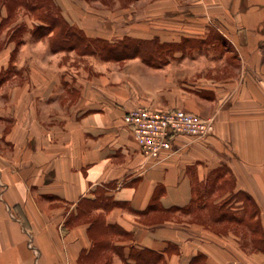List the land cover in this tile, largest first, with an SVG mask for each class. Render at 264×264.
Segmentation results:
<instances>
[{
  "label": "crops",
  "instance_id": "crops-1",
  "mask_svg": "<svg viewBox=\"0 0 264 264\" xmlns=\"http://www.w3.org/2000/svg\"><path fill=\"white\" fill-rule=\"evenodd\" d=\"M52 1L87 38L158 51H53L33 12L0 7V264H264V0ZM136 107L214 130L151 165L124 121ZM230 190L256 228L193 206Z\"/></svg>",
  "mask_w": 264,
  "mask_h": 264
},
{
  "label": "built area",
  "instance_id": "built-area-1",
  "mask_svg": "<svg viewBox=\"0 0 264 264\" xmlns=\"http://www.w3.org/2000/svg\"><path fill=\"white\" fill-rule=\"evenodd\" d=\"M145 162L154 165L162 154L172 149V140L177 135L198 139L214 130L211 117H202L181 108L150 110L136 107L124 116Z\"/></svg>",
  "mask_w": 264,
  "mask_h": 264
},
{
  "label": "trees",
  "instance_id": "trees-1",
  "mask_svg": "<svg viewBox=\"0 0 264 264\" xmlns=\"http://www.w3.org/2000/svg\"><path fill=\"white\" fill-rule=\"evenodd\" d=\"M1 5H5L8 9V16H11L12 11L19 5L33 13L38 12L36 17L37 23L31 30V34L35 38L47 35L53 30V28L57 27L58 29L53 33L50 39V48L53 51L74 47V43L82 38L87 41L88 44L93 41L96 45H94L95 47L89 48V45L86 44L82 50L77 48L79 51L98 53L104 58L123 59L140 52H142L144 58H147L146 54L148 52L155 53L158 51L155 46H151V48L145 50V46L141 41L136 39L107 42L105 40L87 38L80 30L72 27L63 18L60 9L52 0H0V6ZM99 43H102L103 45H101V48L97 49L96 47ZM120 43L123 44L121 45ZM105 44L109 45L107 50H104ZM102 223L103 221L100 217L94 218L91 221L92 225L99 226Z\"/></svg>",
  "mask_w": 264,
  "mask_h": 264
},
{
  "label": "rangeland",
  "instance_id": "rangeland-1",
  "mask_svg": "<svg viewBox=\"0 0 264 264\" xmlns=\"http://www.w3.org/2000/svg\"><path fill=\"white\" fill-rule=\"evenodd\" d=\"M2 6L3 5H1L0 7ZM19 6L23 7L21 5ZM25 13H26L25 11L23 13L19 11L16 14V17L20 19ZM37 14L38 12L34 13L35 18L37 17ZM12 15L14 16V14ZM5 19H3L2 22H4ZM24 29L25 28L23 25H19L18 27L8 30L7 35H11L15 39H19L21 36L24 35L25 33ZM57 29H58L57 27L53 28L52 32H55ZM74 44H75L74 47L78 48L79 50H82V48H84V46L88 43L82 38ZM120 44L122 45L123 43H120ZM88 45H89V48H92V47H95L94 45L96 44H94V42L92 41ZM101 45L103 44L99 43V45L96 48L97 49L101 48ZM108 46L109 45L105 44L104 50H107V48H109ZM206 191L202 193L200 198L196 200V203H194L193 206L204 207V202H205V206L208 208V213L213 215V217H216V216H222L223 218L225 217L229 219L230 221H232L235 227L239 229H243V230H246L247 228L254 229L257 227L256 222L254 220H251V215L255 212V207L252 204V202L247 199L246 194L240 191L233 192L232 190H230V193L225 195V197L222 200H220L221 201L220 204H213L212 202L209 201L210 194ZM233 207L236 209H233ZM237 223H240V224H237Z\"/></svg>",
  "mask_w": 264,
  "mask_h": 264
}]
</instances>
